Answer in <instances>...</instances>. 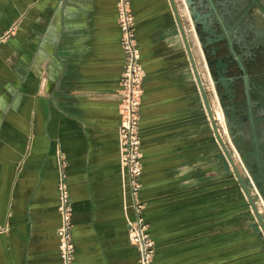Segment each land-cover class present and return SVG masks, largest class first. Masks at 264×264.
Returning a JSON list of instances; mask_svg holds the SVG:
<instances>
[{"label":"crops","instance_id":"1","mask_svg":"<svg viewBox=\"0 0 264 264\" xmlns=\"http://www.w3.org/2000/svg\"><path fill=\"white\" fill-rule=\"evenodd\" d=\"M173 2L182 16V0ZM130 4L143 68L140 199L156 262L264 264L246 199L231 197V165L172 1ZM123 66L117 0H0V264H61L59 153L72 201L73 264H139L120 166Z\"/></svg>","mask_w":264,"mask_h":264},{"label":"flooded vegetation","instance_id":"2","mask_svg":"<svg viewBox=\"0 0 264 264\" xmlns=\"http://www.w3.org/2000/svg\"><path fill=\"white\" fill-rule=\"evenodd\" d=\"M190 6L195 17L200 13L195 22L211 62L219 121L264 208V0H190Z\"/></svg>","mask_w":264,"mask_h":264},{"label":"built area","instance_id":"3","mask_svg":"<svg viewBox=\"0 0 264 264\" xmlns=\"http://www.w3.org/2000/svg\"><path fill=\"white\" fill-rule=\"evenodd\" d=\"M117 19L121 32V47L124 66L119 82V149L120 166L124 177L125 195L131 199L133 219L127 220L128 239L139 252V264H159L155 260L156 243L149 232L140 199L143 172L141 139L139 132L141 96L143 93V68L136 38V22L130 0H117ZM58 212L60 225L56 235L59 241L61 264H73L75 246L73 244L72 201L66 179V161L59 153ZM250 183L252 185V180ZM254 186V185H252ZM256 190V189H255Z\"/></svg>","mask_w":264,"mask_h":264},{"label":"water","instance_id":"4","mask_svg":"<svg viewBox=\"0 0 264 264\" xmlns=\"http://www.w3.org/2000/svg\"><path fill=\"white\" fill-rule=\"evenodd\" d=\"M171 1H172L173 10L175 13L176 21L179 25L180 32H181V35L183 38L184 47H185V50L187 52L188 59H189V62L191 64V67H192V71H193L196 83L198 85V88H199L200 96H201L202 102L204 104V107H205L207 116L209 118V121L211 123L212 129L214 131L215 137H216L220 147L222 148L223 153L225 154L226 158L228 159V161L231 165V168H232V170L236 176V179L239 182V184L242 188V191H243L245 197L247 198V200H248V202H249V204H250V206L254 212V215L257 219V222H258L260 228L262 229V231L264 233V220L261 217V215H260V213L256 207V204H255L254 199H253V197L249 191L247 183L245 182V180H244L242 174L240 173L238 167L234 163V160L232 159V156L230 155L227 147L225 146V144L223 143V141L220 138V135L218 133V129L216 126V122H215V117L213 115L212 108L210 106V101H209L207 94L210 93V95L212 96L211 91H210V85H209L210 84L209 75H212V70L210 68L211 62H209L206 58V44H204L203 41L199 38L200 32H199V28L197 27L196 22H195L196 19H198L200 17L199 16L200 13H199V11L196 10L197 16L195 17L194 16L195 13H194L193 9L190 8L191 7L190 6V0H182L183 7L186 11V16H187L186 20H187V23L189 24L190 29H191L190 30L191 35L194 38V41H196V39H197L196 42L198 43L199 48H200V51H198V55H199V59L202 58V60L200 59V64H201L200 66L202 69L203 78L200 75V71L198 70V66L195 62L193 53L191 51V47L188 43V40H187V37L185 34V30H184V26L182 24L181 16L179 15L177 8H176V5L174 4L173 0H171ZM203 80L205 81L206 85H204Z\"/></svg>","mask_w":264,"mask_h":264},{"label":"rangeland","instance_id":"5","mask_svg":"<svg viewBox=\"0 0 264 264\" xmlns=\"http://www.w3.org/2000/svg\"><path fill=\"white\" fill-rule=\"evenodd\" d=\"M182 16H181V19H182V24L184 25V29L186 30V33H188L187 35L189 36V37H191L192 35H191V32H190V26H189V24L187 23V20H186V13H185V10H182V14H181ZM191 38H193V37H191ZM194 39V38H193ZM198 68H199V71H200V75L202 76V78H203V73H202V69H201V66L198 64ZM203 82H204V85H206V83H205V81L203 80ZM208 95V98H209V101H210V106H211V108H212V112H213V115H214V117H215V122H216V126H217V129H218V133H219V135H220V138H221V140L223 141V143L225 144V146L227 147V149H228V151H229V153H230V155L232 156V159L234 160V163L236 164V166L238 167V169H239V171H240V173L242 174V176H243V178H244V180H245V182L247 183V185H248V188H249V191H250V193H251V195H252V197H253V199H254V202H255V204H256V207H257V209H258V211H259V213H260V215H261V217L263 218V220H264V208L262 207V203L260 202V198H259V196H258V194L256 193V190H255V187L254 186H252L251 184H250V179H249V174H248V172H246L245 170L243 171L242 169H241V167H240V163H239V157L238 156H236L234 153H233V151H232V148L230 147V145H229V142H228V139H227V136H226V134L224 133V129H223V126H222V124L220 123V118H219V112H218V110H217V107H216V105H214V103H213V99H212V96L210 95V93H208L207 94ZM208 120H209V118H208ZM210 122V121H209ZM212 127V126H211ZM213 130V129H212ZM216 138V137H215ZM216 141H217V139H216ZM218 145H219V143H218ZM220 146V145H219ZM221 148V147H220ZM221 150H222V148H221ZM223 152V151H222ZM226 157V156H225ZM231 177H232V195H231V197L232 198H235V197H238L239 196V194L241 195V197H244V199H246V204H247V218H248V221H252L254 224V226H255V228L262 234V237H263V244H264V233H263V231H262V229L260 228V226H259V224H258V222H257V219H256V217H255V215H254V212H253V210H252V208H251V206H250V204H249V202H248V200H247V198L245 197V195H244V193H243V191H242V188H241V186H240V184H239V182L237 181V179H236V176H235V174H234V172H233V170H232V168H231Z\"/></svg>","mask_w":264,"mask_h":264}]
</instances>
